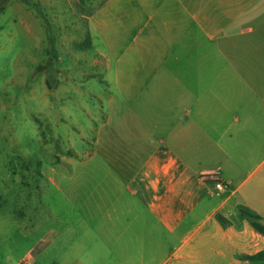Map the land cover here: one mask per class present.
Returning <instances> with one entry per match:
<instances>
[{
  "label": "crops",
  "instance_id": "0c3cea01",
  "mask_svg": "<svg viewBox=\"0 0 264 264\" xmlns=\"http://www.w3.org/2000/svg\"><path fill=\"white\" fill-rule=\"evenodd\" d=\"M153 1L106 0L89 18L112 27L101 56L136 123L120 150L105 140L114 194L78 209L102 237L51 264H264V0ZM148 6L157 27L120 46ZM32 252L15 264H40Z\"/></svg>",
  "mask_w": 264,
  "mask_h": 264
},
{
  "label": "rangeland",
  "instance_id": "374dc122",
  "mask_svg": "<svg viewBox=\"0 0 264 264\" xmlns=\"http://www.w3.org/2000/svg\"><path fill=\"white\" fill-rule=\"evenodd\" d=\"M123 1L136 7L137 0ZM105 2L0 0V264L30 250L51 264L73 252V240L86 237L90 250L89 236L102 237L100 217L90 224L78 209L104 197L106 187L114 194L105 140L115 138L120 150L122 125L136 123L101 56L115 38L112 27L104 17L100 27L89 24ZM150 8L120 46L134 45L136 36L143 42L157 27ZM58 237L66 238L63 251Z\"/></svg>",
  "mask_w": 264,
  "mask_h": 264
},
{
  "label": "trees",
  "instance_id": "16d2710c",
  "mask_svg": "<svg viewBox=\"0 0 264 264\" xmlns=\"http://www.w3.org/2000/svg\"><path fill=\"white\" fill-rule=\"evenodd\" d=\"M4 1H7V0H4ZM21 1H23V2H25V3H30V0H21ZM53 50V49H52ZM50 75L51 74H49L48 75V79H47V85H48V87H50L51 89H53L54 87H53V83H52V80H51V78H50ZM253 219H259L260 217H258V216H255L254 214H252V215H250ZM255 226L258 228V230L259 231H261L262 233H264V226H262L261 224H258V223H255ZM259 256H264L263 254H261V255H259ZM258 256V257H259Z\"/></svg>",
  "mask_w": 264,
  "mask_h": 264
},
{
  "label": "built area",
  "instance_id": "2783aa9c",
  "mask_svg": "<svg viewBox=\"0 0 264 264\" xmlns=\"http://www.w3.org/2000/svg\"><path fill=\"white\" fill-rule=\"evenodd\" d=\"M225 187H226V186H225L223 183H221V182H218V183L216 184V188L219 189V190H224ZM25 262H27V261H25Z\"/></svg>",
  "mask_w": 264,
  "mask_h": 264
}]
</instances>
